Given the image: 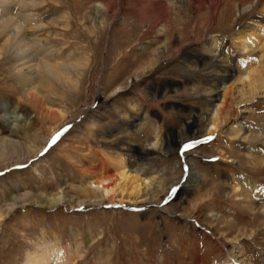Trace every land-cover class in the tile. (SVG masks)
Here are the masks:
<instances>
[{
    "label": "rangeland",
    "instance_id": "1",
    "mask_svg": "<svg viewBox=\"0 0 264 264\" xmlns=\"http://www.w3.org/2000/svg\"><path fill=\"white\" fill-rule=\"evenodd\" d=\"M35 1L38 5L47 1L37 10L44 23L51 22L50 14L61 13L55 0ZM120 1H112L111 11L104 18L107 25L103 32L82 31L78 20L86 16L88 9H84L76 20L70 21L69 27L57 24L53 17L55 24L39 33L47 39L44 45L54 52V58L78 65L76 68L82 74L77 84L81 88L79 94L68 90L72 80L69 84L54 81L59 96L55 102L48 103L52 109L49 112L55 110L61 114L63 110L65 117L74 120L76 111L84 109L86 102L91 103L96 88L101 90L100 98L87 110L86 117L82 115L64 125L65 128L62 126L61 132L55 133L54 140L39 154L35 155L39 144L48 137L58 118L49 117L43 111L45 107L28 99L10 71L7 54H0V106H6L8 112L17 109L27 120L21 129L24 135L0 130V137L3 136L0 138V215L8 213L9 197L17 198L14 211L0 226V264H23L27 254L47 244L62 249L67 264H195L196 260L212 264L218 256V245H213L206 224L235 241L251 264H264V219L239 214L234 202L241 198H230L233 185L242 174L251 182L258 181L260 203L264 205V172L249 170L254 167L246 161L244 144L231 139L229 121L220 127V136L217 133L205 138L201 118L205 99L216 85L212 74L221 69L219 64L231 62L234 66L242 61L237 49L248 51L244 56L252 59L248 69L258 64L257 57L249 50L261 47L263 37L255 39L249 30L245 43H237L235 39L231 42V37L236 34L239 37V29L250 19L239 20L233 7L241 9L254 5L256 0H229V9H224L221 21L212 13L198 15L191 10V15L185 13L190 18L180 15L177 20L165 18L168 22L158 19L151 22L152 27L139 23L141 14L145 13L140 12L145 0ZM91 4L88 2L83 7ZM61 6L67 11L65 2ZM259 7L258 4L256 13ZM146 12L152 16V11ZM168 26L170 32L166 37L164 30ZM82 27L90 28L85 24ZM157 30L161 34H156ZM215 33L221 39L213 50L214 56H210L206 45L212 41L209 35ZM217 61L219 64L215 66ZM228 83L217 86L223 89ZM117 86H122L123 91L107 99ZM221 89L219 93L223 92ZM231 94V98L237 95L235 90ZM261 102L264 99L247 105L249 110L244 114L243 125L264 126ZM193 136L199 138L177 146L178 138ZM219 150L225 153L222 159L211 157ZM114 156L116 161L120 156L126 161L131 159L130 169L142 171L143 177H156L157 190L140 192L131 198L148 197L152 201L144 200L138 203L142 208L132 210L126 195L121 198L116 190L113 199L104 198L99 206L71 207L79 197L72 185L97 177L108 178L112 185L119 183L118 167L108 160ZM189 161L199 177L195 182L191 178L190 186L184 187ZM91 169L98 174L94 176ZM59 195L63 198L61 204L49 208L44 202ZM32 199L41 201V206L31 205ZM161 209H166L168 214L161 213ZM211 212L219 218L209 217ZM200 220L205 227H201ZM250 232L253 234L247 238ZM77 245L80 257L73 252Z\"/></svg>",
    "mask_w": 264,
    "mask_h": 264
},
{
    "label": "bare ground",
    "instance_id": "2",
    "mask_svg": "<svg viewBox=\"0 0 264 264\" xmlns=\"http://www.w3.org/2000/svg\"><path fill=\"white\" fill-rule=\"evenodd\" d=\"M112 1L113 0H55L57 9L61 13H53L50 15L54 17V19L53 17L52 19L56 21L57 24L63 23L64 26L66 25V27H69L71 20H76L77 15H81L84 9H88L87 13L84 11L86 13V16L84 15L81 20H78V26H80L82 31L87 34L94 33L95 31L103 32L104 27L107 25L104 18L111 11ZM119 1L120 0H117V2ZM46 2L47 1H42L40 5H38L39 3L35 0H0V54H7L10 71L23 87V92L28 96V99L36 105H39L40 107H45L43 111H45V113L49 115V117L51 116L52 118H58L56 120L54 128L48 134V137L39 144L35 155L42 152V150L45 149V145H49L54 140L56 136L54 134L57 133L62 126L65 128L68 123L76 121L78 117L82 115H85L86 117L87 110H89L95 100L99 99L101 95V90L97 87L96 92L92 97L91 103L88 104L86 102L84 105V109H79L78 111H76L77 115L74 116V120H70L69 117H65L66 114H63V110L62 112H60L61 114H57L55 110L50 111L55 113L49 112V110L52 109L50 106H48V103L55 102L56 100H58L57 98L59 96V91L57 90L58 88L56 87V89L54 87V81L61 82V84H69V81L72 80L73 82H71L68 90H76L77 94H79V92H81V88L77 87V84L79 82V77H81L82 74L81 70L76 68L78 67L77 64V66H73V63H63L62 61H59L58 58H54V52H51L49 48L45 47L44 45V42H46L47 39L43 38L42 34L39 35V33L42 32L45 27L55 24L52 19L50 23L42 22L43 17L42 15H40V13H38V9L43 3L46 4ZM61 2H65L67 4V11L61 9ZM88 2H92L91 6L88 8L83 7V4H87ZM134 2L136 3V1ZM228 2L229 0H145V5L143 4V6L141 7L142 9L140 10V12L143 11L145 13L141 14L143 16H141L139 23L144 22L146 23L147 27L148 25L152 27L151 22L156 23L158 19L167 21L165 18L177 20L180 15H186L185 17L188 16L187 14L191 15V10H194L198 15L200 13L203 15L212 13L221 21V16L224 9H229ZM258 4L260 5V7L258 8V13H256ZM233 8L234 12L238 13L239 20L243 18L250 19L249 21H246L247 19L245 20L246 22L244 24V27L240 28L238 31L239 37L236 36L237 34L235 35L236 37H231V42L235 39L234 41H236L237 43H245V40H247L248 38V33H250L248 32L249 30L252 31L255 39L256 37L264 38V0H256L254 5L251 3L241 9L237 7ZM148 9L149 12L152 11V16L150 17L146 12L148 11ZM247 9H249V11ZM130 16L133 17L132 14ZM188 17L190 18V16ZM63 18L64 20L58 21L59 19ZM258 21H260L262 25H257L261 24L258 23ZM84 24L89 25L90 28L82 27L84 26ZM146 32L147 30H144L145 34ZM169 32L170 27L168 26L164 30V35L168 37ZM155 33L161 34L159 30H157ZM217 34L218 33L209 35L212 41L207 43L206 48L210 56H214L213 50L216 48L217 44H219V39H221V35ZM237 50L242 61H239V63L235 62L234 66V63L231 62H224V64L222 62V65H220L218 61L215 63V66L219 64L221 69L212 74L213 80L216 82V85H214L211 96L205 99L204 104L206 108L203 113H201V118L205 124L204 135L207 134V137L205 138L214 137L217 133L218 136H220L219 134H222L221 132H219L220 127L229 121L231 124L230 129L232 130L231 139L244 144L246 161L254 167V169L249 168V170L252 172H264V126L254 125L252 127H248L249 125H243L244 114L248 113L249 110L247 105L256 103L258 99H264V42L262 43L261 47L249 50L250 54L252 53L257 57L255 59L258 60L257 66H253L249 69L247 68V66L250 64L252 59L248 60L244 58V56L247 55L248 51H243L241 49ZM167 60L169 59H166V61ZM73 77H75V79H78L74 80ZM227 81L230 82L228 83L229 85L224 86L223 89H221V87L220 89L223 90V92L219 93L220 89L217 85H224L227 83ZM236 86H239V88L235 89ZM122 88V86L115 87L109 94V96H106V98L109 99L116 96L121 91H123ZM232 90H235V93H237V97L235 96L234 98H231ZM259 104H264V102H261ZM237 109L239 110V114H237ZM195 117L196 116L193 117V121L196 120ZM26 122L27 120L23 117L22 114L17 111V109H12L8 112L6 106H0L1 131L10 133L12 135H18V133L19 135H24L21 129L26 126ZM60 132L61 131H59L58 134ZM201 136L203 135H200L199 137ZM2 137L3 136H1L0 138ZM193 137L178 139L176 138L178 141L177 146L183 144L184 141L191 139L195 140L196 138H199ZM249 141L252 143L254 142L255 145H250L248 143ZM145 151H147V149H145ZM222 152L223 151L219 150L215 156L211 157H218V159L220 160L223 158V156H225V153ZM140 154H142V151ZM123 158L124 157L120 156V159L116 161V156H114L108 157V160L113 161V163L117 165L119 172L117 173L116 180H118L119 183L120 181L125 182L124 185L121 186L119 183H115L113 185L109 184L108 178L103 177H97V179L92 178L83 184L81 183V185H72L71 189L76 192L77 195L79 194V197L77 198V204L71 207H78L81 205L83 206V204H92L95 206H99L100 204H102L101 202L104 198L113 199L116 190L119 191L121 198H123V195H126L129 203L133 205V207L131 208L132 210H138L142 208L138 206V203L140 204L141 202H144V200L152 201V199L148 197H146V199L144 200H136L135 198H131L137 196L140 192L147 193L149 191H152L153 189L157 190L159 183L157 182L156 177H143L142 171L136 172L130 169L131 166L128 165V163H132L131 159L130 161H126ZM88 169L89 167L85 168V171H87ZM92 171V173H95L94 176L98 174V171ZM187 172L188 178L186 179L187 181L185 182L184 187L190 186L189 183L191 182V178H194L195 182L198 181L197 179L199 177V174L194 171L191 162L188 165ZM178 175H181L179 170ZM259 187L260 186L258 185V181L254 180L251 182L249 181V178L247 176L242 174L239 179L236 180V183L233 185V190L231 193L232 195L230 196V198H241V200L234 202L237 208H239V214L251 215L255 219H264V205L260 203V201L262 200V193ZM23 198L27 197L25 196ZM16 199L14 197H9L10 203L7 205L8 213L6 215L4 214V216L0 215V226L1 223L5 219H7L8 216L14 211ZM62 201L63 198L59 195L57 197L49 198L44 202L49 205L50 208V206L61 204ZM41 203V201L32 199L31 205H33L34 207H38L41 206ZM24 205L25 204H23L21 207L23 208ZM160 212H166L168 214L166 209H161ZM209 217H212L214 219L219 218L217 217V214H214L213 212L210 213ZM200 222H202L201 227L202 225L203 227H205L203 221L200 220ZM163 223L164 221L162 220V224ZM206 226L208 227V229L206 228V230L209 231L208 234L210 235V238L212 237L211 239H214V242H212L213 245H215L214 243L218 245V256L217 259L212 262V264H251L244 250H241L240 247L234 243L235 241L227 239L226 234L217 232L216 229L211 226V224H206ZM201 227L199 226V229H201ZM252 234L253 232H250L247 238H250L249 236H251ZM241 235L246 237L245 234ZM73 248V252L75 255H77L78 257L82 256L80 254L81 250L78 251V245L74 246ZM65 258L66 256L64 255L62 249H59L58 246H55L54 244H47L45 246L38 247V250H36L34 253L27 254L23 264H50L51 262H54L55 264H62L64 262L65 264H67L65 262ZM195 264L203 263L200 260H196Z\"/></svg>",
    "mask_w": 264,
    "mask_h": 264
},
{
    "label": "snow or ice",
    "instance_id": "3",
    "mask_svg": "<svg viewBox=\"0 0 264 264\" xmlns=\"http://www.w3.org/2000/svg\"><path fill=\"white\" fill-rule=\"evenodd\" d=\"M185 147H189V145H185Z\"/></svg>",
    "mask_w": 264,
    "mask_h": 264
}]
</instances>
